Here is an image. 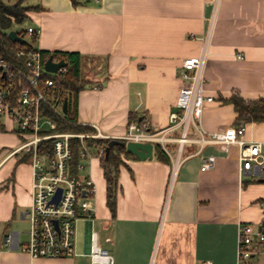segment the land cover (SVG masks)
<instances>
[{"label": "crops", "instance_id": "crops-1", "mask_svg": "<svg viewBox=\"0 0 264 264\" xmlns=\"http://www.w3.org/2000/svg\"><path fill=\"white\" fill-rule=\"evenodd\" d=\"M28 6L38 7L27 13L40 30L35 49L80 54L86 86L77 96L76 120L93 132L95 126L118 137L133 122L152 132L165 129L177 112L181 62L201 54L204 94L213 98L202 111L204 131L234 126L236 114L223 102L232 93L264 97V0H39ZM13 130L0 124L7 140L0 156V264H90L84 241L75 256L57 259H31L5 245L10 232L26 241L20 227L30 206L31 168L26 157L10 154L19 146ZM242 139L260 143L264 158V123L246 124ZM196 149L186 145L185 153ZM207 155L216 165L202 172ZM165 158L153 147L150 160L123 159L113 214L103 177L96 197L93 162L100 166L92 162L98 245L114 264H236L237 223H264V183L240 176L236 146L228 154L204 146L180 164L170 188Z\"/></svg>", "mask_w": 264, "mask_h": 264}, {"label": "built area", "instance_id": "built-area-1", "mask_svg": "<svg viewBox=\"0 0 264 264\" xmlns=\"http://www.w3.org/2000/svg\"><path fill=\"white\" fill-rule=\"evenodd\" d=\"M17 34L21 38L28 35L37 40L40 30L31 25L21 35ZM44 63L35 48L18 49L13 61L0 57V124L7 121L14 126L15 133L26 137L10 154L26 157L31 168L30 206L24 213L28 224L26 241L20 244L18 233L10 232L4 237V243L31 259L75 256L77 223L83 222L84 230L86 223H90L88 252L85 254L89 263L114 264L111 253L97 243L92 219L96 203L90 168L94 160L99 162L106 156V147L88 145L85 139H109L124 144L148 143L152 147L157 144L170 162L169 188L180 164L199 154L206 145L215 146L224 154H228L231 146H236L240 176L264 178L261 144L242 139L244 124L230 126L222 132L202 129L200 119L204 105L213 102V98L205 95L203 90L202 54L181 62L183 86L175 100L177 112L169 114L165 129L152 132L144 123L133 122L118 137L104 135L95 126L93 133L54 131V122L47 114L52 113L58 118L65 114L53 77L63 74L65 67L49 73L44 69ZM70 139L79 142L77 161H72ZM46 141H51L50 147ZM170 144L175 145L173 153L169 149ZM186 145H196L197 149L185 153ZM215 165L214 155L204 156L200 171L213 170ZM84 171L86 173L82 174ZM236 264H264V223H237Z\"/></svg>", "mask_w": 264, "mask_h": 264}, {"label": "trees", "instance_id": "trees-1", "mask_svg": "<svg viewBox=\"0 0 264 264\" xmlns=\"http://www.w3.org/2000/svg\"><path fill=\"white\" fill-rule=\"evenodd\" d=\"M27 0H15L13 3L0 0V57L7 61H13L15 52L20 48H34L35 39L30 38L27 45L11 42L7 33L11 31L12 24H20L28 18L27 13L37 11V6H27L23 3ZM21 35L22 32H19ZM43 61L48 57H52L55 61H64L66 63L65 72L57 74L53 77L55 84L59 89V94L62 100H66L67 111L62 118L48 113L47 116L54 122V131L61 133H91L92 129L82 126L77 123V96L84 89L86 82L81 77V56L78 53L72 52H44L39 51ZM224 103L230 104L236 114L234 125L249 124V123H264V97L256 100H244L237 93H232L228 99L223 100ZM72 148V161H77V139H70ZM88 145L94 147H107L113 140L109 139H85ZM123 143L122 141H117ZM48 147L51 141H46ZM158 149L159 158L164 160L165 155ZM124 147L120 144H112L108 155L99 161V166L102 169V175L105 181V201L106 206L114 213L116 191H117V176L119 167L123 165V159L130 157ZM166 159V158H165Z\"/></svg>", "mask_w": 264, "mask_h": 264}, {"label": "water", "instance_id": "water-1", "mask_svg": "<svg viewBox=\"0 0 264 264\" xmlns=\"http://www.w3.org/2000/svg\"><path fill=\"white\" fill-rule=\"evenodd\" d=\"M7 37L11 42L19 43L21 45H27V42L21 38L15 31L11 30L7 33ZM66 67V63L62 60L58 62L52 61V57H48L44 63V69L49 73H56L60 68ZM67 111V103L66 100L62 103V112L63 114H66ZM112 144H120L122 147L125 148L126 152L130 155L135 156L137 159L141 161L150 160L152 158V145L148 143H119L115 140H113L112 143H110L105 148V154L108 155L110 146ZM259 183H264V178H261L258 180ZM89 234H90V223H86V229L84 230V251L88 252V244H89Z\"/></svg>", "mask_w": 264, "mask_h": 264}, {"label": "rangeland", "instance_id": "rangeland-1", "mask_svg": "<svg viewBox=\"0 0 264 264\" xmlns=\"http://www.w3.org/2000/svg\"><path fill=\"white\" fill-rule=\"evenodd\" d=\"M6 2H9V3H13L15 0H4ZM36 4H39V0H27L23 3V5H36ZM33 24V21L30 19V17H28L27 19H25L22 23L20 24H12L11 26V30L19 33V32H22V31H25L26 28L28 26H31ZM23 39L26 41V42H29L30 41V36L28 35H23ZM36 46V43H34V48ZM84 74V73H83ZM85 75V74H84ZM87 76H89V74H87ZM15 135L18 136L19 138V142H18V145L24 141L26 139V137L22 136V135H18L17 133H15ZM6 142L7 140L5 139H1L0 138V156L4 155V151L6 150H3L2 148H6ZM154 145V149L155 148H158V145L157 144H153ZM26 164V162L24 163ZM5 168L1 169V171H3ZM100 168L98 167L97 165V162H93V166H92V177L97 185V191H96V197L98 199V197L100 196V185H101V182L103 180V176L101 175V173L99 172ZM86 171H84L82 174H85ZM100 198V197H99ZM93 227L94 229L97 230V223H98V220L96 219V214L93 215ZM27 224L23 223L22 222V225L20 227V240H24L25 237H26V234L25 232L27 231ZM84 236V225H83V222H78L77 223V232H76V240H77V243L79 245V247H82L83 245V237Z\"/></svg>", "mask_w": 264, "mask_h": 264}]
</instances>
